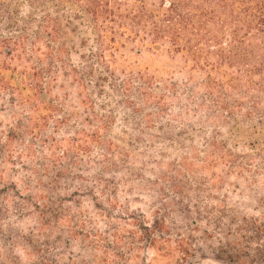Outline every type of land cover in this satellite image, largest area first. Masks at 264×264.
<instances>
[{
    "label": "rangeland",
    "instance_id": "1",
    "mask_svg": "<svg viewBox=\"0 0 264 264\" xmlns=\"http://www.w3.org/2000/svg\"><path fill=\"white\" fill-rule=\"evenodd\" d=\"M42 7L0 0V264H264V94Z\"/></svg>",
    "mask_w": 264,
    "mask_h": 264
},
{
    "label": "trees",
    "instance_id": "2",
    "mask_svg": "<svg viewBox=\"0 0 264 264\" xmlns=\"http://www.w3.org/2000/svg\"><path fill=\"white\" fill-rule=\"evenodd\" d=\"M26 1L40 7L44 4V8L55 3L81 11L94 35L97 51L92 59L105 68L102 46L115 48L119 40L116 38L122 33L154 48L162 46L181 53L193 67L215 71L220 77L216 83L219 88L258 90L264 94V0ZM43 14L51 31L36 36L35 41H44L46 48L58 56L64 50V44L59 42L60 22L46 11ZM27 37L20 35L12 42L14 52L27 51ZM74 73L81 86L93 80L92 76L85 78L84 72ZM254 77L258 78L255 83ZM216 84L212 81L214 88Z\"/></svg>",
    "mask_w": 264,
    "mask_h": 264
}]
</instances>
